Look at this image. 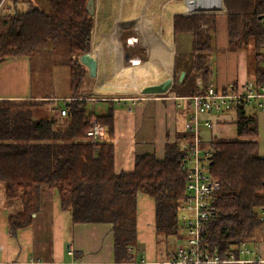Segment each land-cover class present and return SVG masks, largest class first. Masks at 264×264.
Here are the masks:
<instances>
[{
    "label": "trees",
    "instance_id": "1",
    "mask_svg": "<svg viewBox=\"0 0 264 264\" xmlns=\"http://www.w3.org/2000/svg\"><path fill=\"white\" fill-rule=\"evenodd\" d=\"M46 1L47 9L37 4L27 11L0 13V63L11 56L33 57L51 45L65 46L70 55V97L75 99L67 101L66 123H60L56 116L36 117L38 107L31 101L0 100V182L5 183L9 198H20L23 202L22 212L9 217V232L14 235L32 223L40 210L44 186L56 188L61 209L70 215V224L112 223L115 258L117 262L132 264L135 260L130 247L137 242L139 193L155 201L157 238L169 241L178 236V209L186 186L181 165L189 156L185 144L191 145L194 133L184 124L177 140L166 144L163 159L156 154H138L133 172H117L114 111L117 106L127 107L128 102L104 100L110 101V107L105 114L97 115L87 109L88 99L95 96L79 95L87 69L80 57L90 52L95 25L85 9L87 0ZM209 2L208 10L198 11L209 13L173 16L174 34L190 33L194 40L192 72L196 81H202V87L196 85L191 95L204 92L213 80L210 61L215 20L220 12L228 20V50H248L249 70L257 84L264 83V0ZM173 67L175 84L171 90L176 88L180 76L176 62ZM185 81L183 78L182 83ZM112 96L116 95L102 97ZM189 104H185L182 112L185 118L192 111ZM257 109H237L238 139L202 144L218 149L210 161V174L220 181V187L214 194L204 239L221 253L243 241L255 244L263 238L258 229L264 208V157L259 155ZM94 115L106 128L105 139L97 144L86 136Z\"/></svg>",
    "mask_w": 264,
    "mask_h": 264
},
{
    "label": "crops",
    "instance_id": "2",
    "mask_svg": "<svg viewBox=\"0 0 264 264\" xmlns=\"http://www.w3.org/2000/svg\"><path fill=\"white\" fill-rule=\"evenodd\" d=\"M37 4H40L38 0H0V13L5 14L15 10L27 11L31 5ZM177 5L174 8L175 14H191L192 9L200 11L196 8L195 0L192 1L191 8L183 1H178ZM170 6L173 9L172 5ZM174 15L167 23L169 28L167 35L164 30H161L164 31V36L160 35L159 25L154 24L152 19L148 22V18L137 20L139 24L136 27L132 26L135 28L134 30L129 25L125 26L126 28L120 32L123 34L122 40L118 41L115 37L116 31L113 32L112 43L116 49L117 62L115 61V63H117L119 76H129L132 80L134 77L138 82L137 74L160 66V43L163 42L172 48L173 41L176 44L173 32ZM215 21L214 50L210 61L214 70L212 82L219 88H227L234 84H247L248 80L251 82L255 77L249 70L244 49L228 50L227 16L220 12ZM120 25L122 24H118V26ZM151 25L152 30L150 29ZM149 38L152 40L151 42H149ZM96 50L99 56V50ZM188 50L187 59L181 64L176 63L180 75L183 71L185 72V82L182 83V80H179L176 88L172 90L170 88L166 93L154 94L148 100H138L131 111L127 107L117 106L115 108L113 142L117 172H133L135 158L138 154H156L157 158L163 159L166 144L175 142L177 133L184 128L187 118L182 115L183 111L178 107V103L182 97L191 96L196 86V76L192 72L194 51H191L190 48V36ZM139 53L147 54L140 60H136ZM93 56L95 57V54ZM176 56L177 50L173 57L171 72L174 68L173 65L175 66ZM164 79L166 78L149 84L159 83ZM69 97L70 95L56 97L54 100L68 99ZM45 99L47 97L44 94H36L33 90V61L31 57L11 56L0 63V100L31 101L38 107H42L41 105L44 103L38 105L32 100L45 101ZM66 101L60 107V111ZM107 102L110 103V101ZM246 110L251 111V108ZM256 116L259 129V155L264 157V110L257 109ZM66 117L67 114L64 116L60 114V123H63ZM201 117L213 122L211 128L205 126L201 128L202 144H208L215 140H236L239 138L237 111H227L212 116L204 114ZM22 210V200L9 198L5 183L0 182V264H127L124 261L117 262L115 258L113 224L102 222L71 225L70 215L61 209L60 196L56 188L44 186L41 189L39 212L34 215L29 226L18 229L16 234L12 235L9 232V217L22 212ZM136 210L137 242L135 246L130 247L135 260L132 264L140 263L143 259L150 264L164 261L172 250H161V239L157 238L155 231L154 199L144 193H139ZM262 248L264 253V242Z\"/></svg>",
    "mask_w": 264,
    "mask_h": 264
},
{
    "label": "built area",
    "instance_id": "3",
    "mask_svg": "<svg viewBox=\"0 0 264 264\" xmlns=\"http://www.w3.org/2000/svg\"><path fill=\"white\" fill-rule=\"evenodd\" d=\"M172 1L170 0V3ZM171 9L170 12L175 14V9ZM192 10V12H196L194 9ZM117 23L121 24L120 22ZM97 26L98 21L91 32V43L96 38ZM159 28L162 30V25ZM116 29H118V25L115 26V31L119 30ZM112 41L113 39H111ZM91 54L93 53L91 52ZM196 85L197 87H202V81L198 79ZM116 92L120 93L119 91ZM139 94L142 95V93ZM143 95L141 97L116 95L113 98L102 97L101 100L112 99L118 104L128 102L127 108L131 111L137 100H148L152 97L147 96L148 94ZM73 99L75 98L69 97L67 101ZM89 100L95 101V98H89ZM67 101L60 111L63 116L68 113ZM188 102H190L189 105L192 111L188 113L185 128L193 132L194 137L191 145L185 144V147H189V156L181 165V170L186 174V186L178 209L179 233L178 236L172 237V239L176 240V245L167 258L154 264L264 263L262 248V243L264 242V208L260 212L261 226L258 229L263 238L255 244L243 241L239 245L232 247V249L221 253L217 249H212L205 241L204 230L212 215L214 194L220 187V181L210 174V161L218 153V149L202 146L200 139L201 128L203 126L211 128L213 125L210 119H202L201 116L204 114L212 116L222 112L237 111L239 108L248 109L251 107L264 110V83L257 84L254 79L247 84L219 88L214 82H211L204 92H197L189 97H182L178 103L181 111L184 110L185 104ZM86 136L93 144L105 139L106 128L98 122L96 115L91 118L90 128L86 132ZM140 263L150 264L145 259L141 260Z\"/></svg>",
    "mask_w": 264,
    "mask_h": 264
},
{
    "label": "rangeland",
    "instance_id": "4",
    "mask_svg": "<svg viewBox=\"0 0 264 264\" xmlns=\"http://www.w3.org/2000/svg\"><path fill=\"white\" fill-rule=\"evenodd\" d=\"M41 3V8L47 9V3H43V0H38ZM142 1V0H139ZM145 1V0H143ZM159 3L164 0H158ZM193 0H183L188 7H192ZM147 3V2H146ZM181 3V2H180ZM178 1L173 0L170 5L173 9L178 6ZM171 8V6H170ZM142 9H139L135 12L133 20L134 22L141 18L150 19L149 13L145 15L142 14ZM198 12V11H196ZM193 13V12H192ZM198 13H209V12H198ZM171 15H174L171 13ZM98 20L97 26V35L93 43H90V51L93 54H96V49L99 50V56L97 58V69L94 76H90L88 68L86 69V74L83 79L82 87L80 89L79 95L87 94V96H95V101H89L87 103V109L89 112L94 111L97 115H103L108 111L110 103L104 100H101L102 96H111L117 94L116 91H119L121 94H135L137 92L141 93V88L153 81L167 78L170 75L174 77L173 71L171 74H167L162 67H156V69L148 70L144 75L138 78V82L130 79L129 76H119L117 74V63L116 60V49L114 43H109V38L113 39V32L115 31V26L119 23H111L107 29V32L104 33V27L101 25L100 18L96 17L95 24ZM113 21V20H112ZM106 25V24H105ZM158 26V24H157ZM163 28V26H162ZM160 30V28H159ZM167 23L164 24L165 35L168 33ZM109 31V32H108ZM161 31V30H160ZM189 36H190V48L191 51H194L193 47V37L189 33H179L175 35L176 44L173 41L174 55L177 50V59L176 63L181 64L187 59V53H189ZM109 37V38H108ZM174 38V35H173ZM170 41V40H169ZM113 42V41H112ZM170 45V44H169ZM176 45V47H175ZM171 46V45H170ZM49 46L46 51L38 53L31 57L33 61V90L36 94L42 93L47 99L45 101L32 100L42 107H38L36 111V117L51 118L56 116L60 118V107L63 106L64 102L67 100L63 98L55 99L56 97H68L71 96V83H70V66L69 60L70 55L65 46H60L58 48H52ZM253 48V45H250V50ZM140 50V49H139ZM247 55L248 50H244ZM125 49L123 50V53ZM147 53H139L136 56V60H140L142 56ZM149 55V54H148ZM250 55V52H249ZM85 66V65H84ZM249 66V65H248ZM86 68V67H85ZM254 75V74H252ZM175 78V77H174ZM254 79V78H253ZM252 81V80H251ZM249 83V80L246 82ZM119 93V94H120ZM137 93V94H139ZM78 95V96H79ZM114 97V96H112ZM105 97V98H112ZM138 101V100H137ZM66 119H64V122ZM66 123V122H65ZM175 239H169V241L161 238V246L164 251H171L175 248L176 245Z\"/></svg>",
    "mask_w": 264,
    "mask_h": 264
},
{
    "label": "flooded vegetation",
    "instance_id": "5",
    "mask_svg": "<svg viewBox=\"0 0 264 264\" xmlns=\"http://www.w3.org/2000/svg\"><path fill=\"white\" fill-rule=\"evenodd\" d=\"M43 3H47V1L45 0ZM142 8V14L145 15L146 13H149L152 22L154 24H158L159 26L162 25V30H164V24L169 23L168 21L171 19L170 0H164L161 3H159L158 0H95L94 13L92 15L88 13L86 8L85 9L89 16L93 17L94 20H96V17L100 18L101 25L102 27H104L105 33L107 32V30H109L107 28L112 22H120L122 25L125 26L133 23V17L135 12ZM145 21L147 22V20ZM148 22H150L149 19ZM151 28L153 29L152 25L150 26V29ZM163 32L161 31L160 35L164 36ZM109 43H112L111 38H109Z\"/></svg>",
    "mask_w": 264,
    "mask_h": 264
},
{
    "label": "water",
    "instance_id": "6",
    "mask_svg": "<svg viewBox=\"0 0 264 264\" xmlns=\"http://www.w3.org/2000/svg\"><path fill=\"white\" fill-rule=\"evenodd\" d=\"M94 5L95 0H88L86 4V9L89 14L94 13ZM80 61L83 65H85L89 69L90 76H94L96 74L97 69V58L91 54V52L84 53L80 57ZM185 76V72L183 71L179 77V80H182ZM175 82L174 77L171 75L164 79L163 81L159 83L154 84H147L141 88L142 94H163L170 90V88L173 86Z\"/></svg>",
    "mask_w": 264,
    "mask_h": 264
},
{
    "label": "bare ground",
    "instance_id": "7",
    "mask_svg": "<svg viewBox=\"0 0 264 264\" xmlns=\"http://www.w3.org/2000/svg\"><path fill=\"white\" fill-rule=\"evenodd\" d=\"M195 4H196L197 10H200V11H206L209 8V0H195ZM138 24H139V21H135L129 26H131V29L134 30L135 29L134 27H136ZM132 26H134V27H132ZM123 28H126V27L123 25H120V26H118L119 30L116 29L118 31L115 32V37L117 38L118 41L123 39V34L121 35V33H120V31ZM143 28H147V27H143ZM151 41L152 40L149 38V42H151ZM160 50H161L160 51L161 58H160V66L159 67H162L167 74H171L172 61H173V57H174L173 48L169 47L166 44H164L163 42H161L160 43ZM96 56H98L97 52L95 54V57ZM147 71L148 70L144 71L143 73L137 74L136 79L138 80V78L140 76L144 75ZM133 80L135 81L134 77H133Z\"/></svg>",
    "mask_w": 264,
    "mask_h": 264
}]
</instances>
